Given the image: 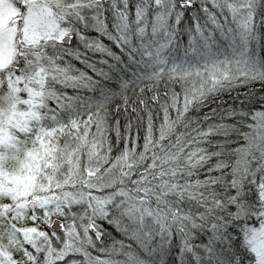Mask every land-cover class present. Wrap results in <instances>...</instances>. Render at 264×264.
Instances as JSON below:
<instances>
[{
    "label": "snow or ice",
    "instance_id": "snow-or-ice-1",
    "mask_svg": "<svg viewBox=\"0 0 264 264\" xmlns=\"http://www.w3.org/2000/svg\"><path fill=\"white\" fill-rule=\"evenodd\" d=\"M0 264H264V0H0Z\"/></svg>",
    "mask_w": 264,
    "mask_h": 264
}]
</instances>
